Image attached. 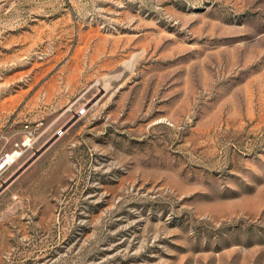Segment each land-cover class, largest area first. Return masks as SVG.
<instances>
[{
  "label": "rangeland",
  "instance_id": "rangeland-1",
  "mask_svg": "<svg viewBox=\"0 0 264 264\" xmlns=\"http://www.w3.org/2000/svg\"><path fill=\"white\" fill-rule=\"evenodd\" d=\"M0 264H264V0H0Z\"/></svg>",
  "mask_w": 264,
  "mask_h": 264
},
{
  "label": "built area",
  "instance_id": "built-area-1",
  "mask_svg": "<svg viewBox=\"0 0 264 264\" xmlns=\"http://www.w3.org/2000/svg\"><path fill=\"white\" fill-rule=\"evenodd\" d=\"M19 137L13 141H6L0 151V173L16 164L32 146L36 138V129L26 124L18 132Z\"/></svg>",
  "mask_w": 264,
  "mask_h": 264
}]
</instances>
